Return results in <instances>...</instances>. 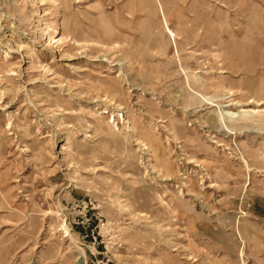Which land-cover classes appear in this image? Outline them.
<instances>
[{"label": "rangeland", "instance_id": "rangeland-1", "mask_svg": "<svg viewBox=\"0 0 264 264\" xmlns=\"http://www.w3.org/2000/svg\"><path fill=\"white\" fill-rule=\"evenodd\" d=\"M0 179V264H264V0H0Z\"/></svg>", "mask_w": 264, "mask_h": 264}, {"label": "bare ground", "instance_id": "bare-ground-1", "mask_svg": "<svg viewBox=\"0 0 264 264\" xmlns=\"http://www.w3.org/2000/svg\"><path fill=\"white\" fill-rule=\"evenodd\" d=\"M63 40V38H59L58 40H57V42H61ZM168 41V40H167ZM1 68H3V67H1ZM9 72V71H8ZM253 94V93H252ZM232 95V93H229V96H231ZM230 106V105H229ZM220 115L227 121H230V123H229V125L228 124H225V126H224V128H225V130L226 131H228V132H230L231 134H232V124L231 123H233V120L234 119H236L239 115H235V114H233V113H231V112H229V111H225V112H220ZM242 115V114H241ZM236 116V117H235ZM130 129H132V127H130ZM142 143V142H141ZM144 145V144H143ZM64 150V149H63ZM242 159V158H241ZM243 167L245 168V169H247L248 170V168H249V165L245 162V160L243 161ZM5 187V184H4V182L0 179V200H3V199H6L7 197H5V195H4V188ZM66 232V235H65V237H70L71 235L69 234V233H67V231H65ZM70 241H72V240H70ZM79 250H81L80 248H79ZM83 252V251H82ZM82 254V253H81Z\"/></svg>", "mask_w": 264, "mask_h": 264}, {"label": "built area", "instance_id": "built-area-1", "mask_svg": "<svg viewBox=\"0 0 264 264\" xmlns=\"http://www.w3.org/2000/svg\"><path fill=\"white\" fill-rule=\"evenodd\" d=\"M104 264H108V262H105Z\"/></svg>", "mask_w": 264, "mask_h": 264}]
</instances>
